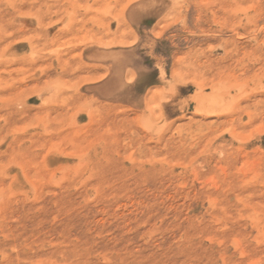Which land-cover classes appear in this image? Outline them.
<instances>
[{"label": "rangeland", "instance_id": "rangeland-1", "mask_svg": "<svg viewBox=\"0 0 264 264\" xmlns=\"http://www.w3.org/2000/svg\"><path fill=\"white\" fill-rule=\"evenodd\" d=\"M8 264H264V0H0Z\"/></svg>", "mask_w": 264, "mask_h": 264}, {"label": "bare ground", "instance_id": "bare-ground-1", "mask_svg": "<svg viewBox=\"0 0 264 264\" xmlns=\"http://www.w3.org/2000/svg\"><path fill=\"white\" fill-rule=\"evenodd\" d=\"M7 235L3 233L2 239L0 241V264H8V249H7Z\"/></svg>", "mask_w": 264, "mask_h": 264}]
</instances>
